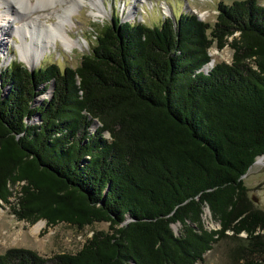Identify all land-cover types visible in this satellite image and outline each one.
I'll list each match as a JSON object with an SVG mask.
<instances>
[{"label": "trees", "instance_id": "1", "mask_svg": "<svg viewBox=\"0 0 264 264\" xmlns=\"http://www.w3.org/2000/svg\"><path fill=\"white\" fill-rule=\"evenodd\" d=\"M217 11L214 25L116 16L77 68L0 71V205L32 225L109 224L75 254L11 248L0 264H199L241 234L264 254L244 183L264 156V0ZM214 47L232 62L202 72Z\"/></svg>", "mask_w": 264, "mask_h": 264}, {"label": "rangeland", "instance_id": "2", "mask_svg": "<svg viewBox=\"0 0 264 264\" xmlns=\"http://www.w3.org/2000/svg\"><path fill=\"white\" fill-rule=\"evenodd\" d=\"M2 1L4 0H0V2ZM234 1L236 0H108L113 5V18L117 16L122 22L141 23L149 27H159L170 15L176 19L185 13L195 14L201 21L214 25L218 15V4L221 2L231 4ZM166 9L169 10L168 14H166ZM130 12L136 13L134 15L135 21L128 20L127 17ZM1 17L4 20L6 19L3 17V14ZM15 17H18L20 20L14 23L12 19L10 20L12 25L11 31L7 29L6 22L0 18V30L7 32L5 37L0 38V71L6 69L20 57L19 47L17 48L16 55H14L8 43L14 32L13 26L19 24L22 19L20 16ZM80 29L84 34H90L86 22L81 23ZM101 30H97V36ZM21 36L22 40L19 45L25 43L23 32ZM26 39L30 41L29 38L26 37ZM96 40L97 37L92 41V49L96 45ZM91 53L92 51L84 56ZM84 56L69 59L54 55L52 59L47 60L34 69L47 67L51 64L58 65L62 71L65 68H77L80 66ZM210 56L212 57V61L202 69V72L208 73L216 64H230L232 62L233 51L229 47L221 51L214 47L210 50ZM54 90L55 87L52 90L49 88L45 95L38 97L36 99L37 104L42 103L45 99H52ZM38 120H33V122L39 123ZM98 126L99 124H97ZM244 183L248 190L247 196L250 208L264 212V156L251 167L248 174L244 177ZM12 201H14V198H12ZM203 220L207 229H220V225L212 219L208 209H206ZM40 222H44V225L38 234H34L33 229ZM173 227L176 234L180 235L182 226L177 224L173 225ZM101 230L108 231L109 224L96 223L81 230L65 223L50 227L44 220L32 225L28 222L18 221L16 216L11 213L8 205H0V254L5 253L11 248L32 250L44 258H52L62 253L75 254L82 249L83 245L94 232ZM228 235L233 236V233L228 232ZM245 237V234H241L240 239H233L231 237L223 239L214 246L212 251L205 255L204 261L199 262V264H243L247 260L263 259L264 254L262 255L253 250L251 245L244 241L243 238Z\"/></svg>", "mask_w": 264, "mask_h": 264}, {"label": "clouds", "instance_id": "3", "mask_svg": "<svg viewBox=\"0 0 264 264\" xmlns=\"http://www.w3.org/2000/svg\"><path fill=\"white\" fill-rule=\"evenodd\" d=\"M10 5L22 19L14 25V32L8 43L16 55L22 40V32L38 27L44 39L33 44L36 62L31 56L17 59L16 63L29 70L52 59L82 57L92 51V41L97 30L113 23V5L108 0H9ZM89 27L90 34H84L81 23Z\"/></svg>", "mask_w": 264, "mask_h": 264}, {"label": "bare ground", "instance_id": "4", "mask_svg": "<svg viewBox=\"0 0 264 264\" xmlns=\"http://www.w3.org/2000/svg\"><path fill=\"white\" fill-rule=\"evenodd\" d=\"M14 11L15 10L10 5L9 0H4V1L0 2V18L3 19L1 17V15L3 14V17L6 18L5 20L4 19L3 20H4V22H6L7 29L10 31L12 29V25H11L10 20L12 19L13 23L20 20V19H18V17H15V16H19V15L17 13H15ZM168 13H169V10L166 9V14H168ZM135 14L130 12L129 16L127 17L128 20L129 21H135V16H134ZM6 35H7V32H5L4 30H0V38L5 37ZM26 37L29 38L30 41H28L26 39ZM44 38H45L44 35L42 34L41 30L38 29V27H34L30 31H24L23 32V39H25V43L23 45L18 46L19 52H20L19 59H23V58L30 55L32 60H33V63L35 64L36 56H35V51L32 48V45L39 43ZM43 225H44V222H40L39 224H37L33 229V233L38 234V232L42 229Z\"/></svg>", "mask_w": 264, "mask_h": 264}, {"label": "water", "instance_id": "5", "mask_svg": "<svg viewBox=\"0 0 264 264\" xmlns=\"http://www.w3.org/2000/svg\"><path fill=\"white\" fill-rule=\"evenodd\" d=\"M169 18H171L172 20H174V18L170 15L169 16ZM32 73L34 72V71H36V69H32V70H30ZM263 157V156H262ZM261 158V157H260ZM260 158H258V160L260 159ZM258 160L255 162V164L258 162ZM245 177V176H244ZM209 210V209H208ZM210 211V210H209ZM173 229H174V227H173ZM175 231V230H174Z\"/></svg>", "mask_w": 264, "mask_h": 264}]
</instances>
